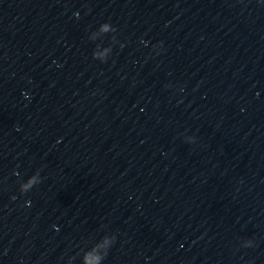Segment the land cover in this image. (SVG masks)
<instances>
[{
  "label": "clouds",
  "instance_id": "clouds-1",
  "mask_svg": "<svg viewBox=\"0 0 264 264\" xmlns=\"http://www.w3.org/2000/svg\"><path fill=\"white\" fill-rule=\"evenodd\" d=\"M104 27H105V29H106V25H105Z\"/></svg>",
  "mask_w": 264,
  "mask_h": 264
}]
</instances>
